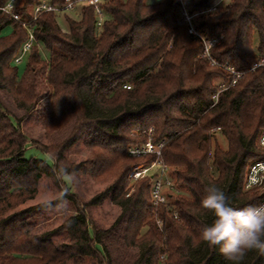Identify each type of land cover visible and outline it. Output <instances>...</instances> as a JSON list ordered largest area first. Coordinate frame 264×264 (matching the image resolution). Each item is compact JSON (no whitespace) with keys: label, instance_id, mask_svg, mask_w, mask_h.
<instances>
[{"label":"trees","instance_id":"trees-1","mask_svg":"<svg viewBox=\"0 0 264 264\" xmlns=\"http://www.w3.org/2000/svg\"><path fill=\"white\" fill-rule=\"evenodd\" d=\"M214 1L184 0L197 34L183 21L180 0H107L100 29L92 5L82 7L79 19L66 14V31L53 11L34 19L40 0H14L20 21L0 11V90L23 111L14 115L0 97V264H229L218 247L200 238L211 220L201 200L209 184L222 187L234 207L264 200V191L245 188L250 164L264 159L257 144L264 129V67L252 69L264 55V0H228L222 9L200 14ZM23 22L38 43L20 76L12 59L28 38ZM7 26L12 33L4 36ZM200 35L212 41L216 64L203 56ZM221 64L243 75L215 103L217 81L231 77ZM37 108L49 133L70 127L63 141L33 144L52 165L25 158L29 139L20 122ZM149 133L164 141L162 156H130L129 147L145 143ZM218 134L227 139L226 150ZM82 139L90 158L72 170L64 149ZM160 159L175 190L168 205L155 206L151 178L130 185L129 173ZM79 170L109 180L101 196L121 211L108 228L97 226L70 192L64 177ZM43 176L56 180L58 202H72L75 213L57 229L38 232L32 209L17 208L35 197ZM58 232L68 240L56 244ZM242 264H264V255L250 251Z\"/></svg>","mask_w":264,"mask_h":264},{"label":"rangeland","instance_id":"rangeland-1","mask_svg":"<svg viewBox=\"0 0 264 264\" xmlns=\"http://www.w3.org/2000/svg\"><path fill=\"white\" fill-rule=\"evenodd\" d=\"M48 0H40V2H47ZM149 2H154L157 0H148ZM69 15L72 18L79 19L82 16L81 5L77 7L75 11H67L63 14L58 15V22L63 30H68V24L65 20V15ZM12 33V27L7 26L3 29L2 35L8 36ZM19 50V49H18ZM40 54L45 60L49 59L48 51L40 46ZM18 52V51H17ZM29 54L25 55L24 60L20 64L12 65L17 67L18 74L22 76L29 61ZM14 58V57H13ZM0 97L4 104L9 108L10 112L14 115L21 117L23 116V111L19 110L13 100V98L5 91L0 90ZM14 124L17 122L13 119ZM20 128L23 134L29 139L27 144V150L25 152V158L30 159L31 157H36L45 160L49 165L53 164L52 158L38 150L33 144L41 143L49 145L52 141H63L66 139L70 132V127L58 131L53 134L48 132L44 123L39 118V109L30 112L20 122ZM217 140L219 145L223 149H227L228 142L227 139L218 134ZM64 154L66 156V165L72 170L74 167L90 158V150L84 139L77 141L74 144L68 145L64 149ZM70 192L77 196L78 202L84 206L86 213L89 218L101 228H108L109 226L116 223L120 215V208L115 205L109 196H101L106 190L109 180H102L93 177L90 174L83 173L81 170L73 171L70 176L64 177ZM133 181L130 185H133ZM175 190V189H174ZM132 191V190H131ZM60 196V188L56 180L52 177L43 176L38 184V192L34 198L27 200L24 204L20 205L17 209L29 208L30 210V220L35 226V230L38 232L53 231L57 229L63 221L71 214L75 213V206L72 202L63 200L58 202ZM46 199L56 200L58 207L53 209H46L41 207L42 201ZM95 199L94 203H91ZM122 222L120 221L119 225ZM53 240L56 244L63 243L67 241L68 238L63 233H56L53 236ZM66 264H94L92 260H87L85 263L77 262L71 260Z\"/></svg>","mask_w":264,"mask_h":264},{"label":"built area","instance_id":"built-area-1","mask_svg":"<svg viewBox=\"0 0 264 264\" xmlns=\"http://www.w3.org/2000/svg\"><path fill=\"white\" fill-rule=\"evenodd\" d=\"M106 2L107 0H65L64 4L61 6H54L49 2H40L34 8L33 14L34 19H36L40 14L44 12L53 11L57 15H59L67 11H75L80 5L81 7L92 5L94 7L96 17V27L97 29H100L107 18V12L104 8ZM180 2L182 4L183 21L187 22L190 25L189 31L191 33L197 34L192 22L193 16L189 15V13L187 12L184 0H180ZM227 3L228 0H215L208 9L201 11L200 14L214 13L226 6ZM14 4V0H10L5 4H0V11L9 13L12 19H14L15 21H20L21 19L19 15L13 11ZM22 24L28 31V38L22 43L18 52L14 56V65L22 63L25 55L30 54L32 47L36 43H38L34 35V29L29 27L26 22H23ZM200 37L205 44L203 56L205 58L211 59L210 47L212 46V41L204 39L201 35ZM211 61L212 64L217 63L215 60L211 59ZM221 67L224 68L231 77L228 80L220 79L217 81V91L213 97L215 103L218 101L219 94L222 91L228 89L230 86L235 85L243 75V72L234 65L221 64ZM258 67H264V55H261L259 57L258 61L254 64L252 69ZM149 136V139L145 143L129 147L128 154L132 157H144L149 155L161 157L164 147V141L155 142L152 139L151 133H149ZM257 144L262 150H264V129L259 134ZM147 177L151 178L148 183L150 186L151 203L155 206L161 204L168 205L170 194L175 189L174 182L170 177L169 167L163 163L162 159H160L150 164L136 166L129 173V179L133 182L145 179ZM245 188L264 191V159L256 160L250 164L247 170ZM261 204H264V200Z\"/></svg>","mask_w":264,"mask_h":264},{"label":"clouds","instance_id":"clouds-1","mask_svg":"<svg viewBox=\"0 0 264 264\" xmlns=\"http://www.w3.org/2000/svg\"><path fill=\"white\" fill-rule=\"evenodd\" d=\"M42 205L46 209L59 206L52 199L42 201ZM201 206L211 220L202 227L200 238L209 246L218 247L229 264H242L250 251L264 255V204L234 207L222 187L209 184Z\"/></svg>","mask_w":264,"mask_h":264}]
</instances>
